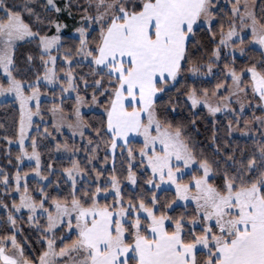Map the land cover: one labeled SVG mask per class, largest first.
Returning a JSON list of instances; mask_svg holds the SVG:
<instances>
[{
    "label": "snow or ice",
    "instance_id": "6c2138e0",
    "mask_svg": "<svg viewBox=\"0 0 264 264\" xmlns=\"http://www.w3.org/2000/svg\"><path fill=\"white\" fill-rule=\"evenodd\" d=\"M0 264H264V0H0Z\"/></svg>",
    "mask_w": 264,
    "mask_h": 264
}]
</instances>
